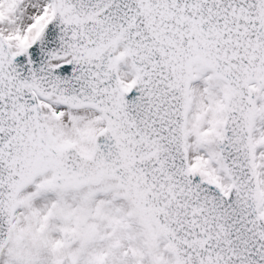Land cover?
<instances>
[{
    "label": "snow or ice",
    "instance_id": "6c2138e0",
    "mask_svg": "<svg viewBox=\"0 0 264 264\" xmlns=\"http://www.w3.org/2000/svg\"><path fill=\"white\" fill-rule=\"evenodd\" d=\"M0 264H264V0H0Z\"/></svg>",
    "mask_w": 264,
    "mask_h": 264
}]
</instances>
